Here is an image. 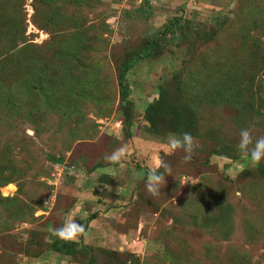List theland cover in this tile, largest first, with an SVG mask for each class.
I'll return each instance as SVG.
<instances>
[{
    "label": "rangeland",
    "instance_id": "rangeland-1",
    "mask_svg": "<svg viewBox=\"0 0 264 264\" xmlns=\"http://www.w3.org/2000/svg\"><path fill=\"white\" fill-rule=\"evenodd\" d=\"M97 1V11L105 9L109 14L103 21L107 31H96L99 41L94 55L99 61L90 68L103 82L99 106H85L66 120V115H55V110L45 118L40 112L32 117L18 114L0 124V149L20 174L0 186V196L17 198L12 206L0 207V264H85V254L62 256L51 251L52 242L59 237L56 229L73 219L83 225L75 241L91 246L98 264H232L235 255L249 264H264V181L258 172L264 171V159L252 165L239 150L234 158L213 154L214 143L202 134L207 124L236 146L242 125L233 124V108L203 105L202 135H192L195 147L188 161L181 149L169 153L166 140L175 133L161 128L152 131L143 117L146 105L156 99L159 85L173 89L177 74L195 76L196 88L220 71L218 65L234 64L248 71L259 59L253 38L263 45L264 31L241 19L240 0ZM251 1L264 8V0ZM33 6L34 0H5L2 11L14 17L15 11L19 13L13 17L18 29L24 28L28 42L41 46L47 63L52 51L43 45L60 33L53 35L39 28L36 22L44 18ZM72 8L77 7L73 4L66 9ZM91 12L85 10L82 21L100 27L103 16ZM172 18L179 19L186 37L171 35L158 43L153 57L140 59L129 69L125 77L129 105L123 111L115 91L118 61L124 51ZM226 19L214 38L194 37L195 29L214 30ZM261 82L264 85V79ZM129 111L131 125L126 137L121 120ZM249 132L253 139L264 135L257 125ZM5 144L11 146L7 152ZM117 151L122 153L118 161L106 159ZM50 153L63 156L61 163L47 161ZM161 163L168 165L170 174L158 168L165 175L164 182L158 195L152 196L145 186L146 169ZM16 183L21 184L20 191H16ZM217 191L233 208L231 233L224 239L205 231L201 216L196 219L193 215L198 210L205 215L202 207ZM97 199L96 227L88 226L91 218H86L92 215L90 208ZM206 246L212 247L216 261L202 257Z\"/></svg>",
    "mask_w": 264,
    "mask_h": 264
},
{
    "label": "trees",
    "instance_id": "trees-1",
    "mask_svg": "<svg viewBox=\"0 0 264 264\" xmlns=\"http://www.w3.org/2000/svg\"><path fill=\"white\" fill-rule=\"evenodd\" d=\"M239 3L241 19L249 21L255 29L260 28L264 31V8H259L260 5L251 0H240ZM4 4L5 0H0V124L5 121L8 123L18 114L32 117L40 112L45 118L55 110V115L60 117L66 115V120L68 115L73 113L78 115L85 106L90 104L99 106L103 82L99 80L98 75L94 77L90 68H95L99 61L94 55L97 50L95 44L99 41L96 31L99 30V33L107 31L103 21L109 16L108 10L97 11L98 7L95 6L98 4L97 0H34L35 13L44 18L36 22L39 28L52 32L53 35L60 33L51 43L43 45L48 46L45 49L51 48L52 51V58L46 63L42 58L41 46L28 42L23 35L24 28L21 31L18 29L17 19L2 11ZM73 4L77 8L68 11L66 8ZM85 10L103 16L100 27H96L97 23L85 24V21H82ZM15 16L14 18L19 16L16 11ZM226 21L227 19L214 30L195 29L194 37L214 38ZM184 25H187V22L186 24L184 22ZM171 35L180 36L182 39L186 37L178 18L165 21L152 35L124 51L115 67L114 76L118 106L123 111L129 105L127 97L130 88L125 78L127 72L138 60L153 57L159 48L158 43L165 42ZM18 41L21 45L17 43ZM252 45L259 59L258 63L247 67L248 71L236 68L234 64L218 65L220 71L199 82L196 88L195 76L188 74H177L174 77L173 89L159 85L156 99L144 108L143 117L148 122V127L152 131L153 128H161L175 134L185 132L193 136L203 134V137L214 143L213 154L236 157L240 152H236L237 147L231 146L229 141L221 138L211 126L205 124L201 134L199 126L206 119L201 108L203 105L229 106L236 112L232 119L233 124L242 125V128L248 130L257 125L264 131V85L261 82L264 79V44L260 45L253 38ZM225 66L228 69L223 70ZM234 72L237 74L234 75ZM204 81L205 84L202 85ZM97 110L102 111L100 108ZM125 114L121 120L122 131L129 137L131 111ZM73 139V136L69 138L67 144ZM2 143L0 139V144ZM5 145L3 149L7 152L11 146ZM2 151L0 149V186L15 181L17 176H20L19 172L10 166L7 154ZM45 159L51 163H61L63 156L50 153ZM147 171L146 169V173ZM258 172L264 181L263 169H258ZM20 190L21 184L16 183V191ZM218 191L202 207V210H206L205 215H201L199 210L193 215L196 219L201 216L203 219L201 225L205 226V231L224 239L231 233L233 208L224 194ZM15 200L17 201L16 196L7 198L0 196V207L12 206ZM92 217L93 215L89 216L86 221ZM93 250L91 246L80 241H70L61 237L51 244V251L62 256L74 253L87 255L85 264H98ZM107 251L105 249V252ZM212 251V247L206 246L202 257L216 261L218 257L216 258ZM234 257L232 264H249L246 260L240 261L239 255ZM127 264H131V261ZM175 264L179 263L176 261Z\"/></svg>",
    "mask_w": 264,
    "mask_h": 264
},
{
    "label": "clouds",
    "instance_id": "clouds-1",
    "mask_svg": "<svg viewBox=\"0 0 264 264\" xmlns=\"http://www.w3.org/2000/svg\"><path fill=\"white\" fill-rule=\"evenodd\" d=\"M167 147L169 153L181 149L184 152L183 159L188 161L191 159V155L193 153L195 144L194 139L190 133H182L179 137L175 134H170L167 137ZM237 149L245 155L249 162L252 165H256L260 163L262 159H264V135L258 136L255 139L250 135V132L247 128H242L239 131V140L236 145ZM122 153L121 152H113L110 156L106 157V159L116 162L120 159ZM162 167L164 169V173L170 174V169L168 165L161 163L158 167L150 168L145 175V186L147 192L152 195H158L161 184L164 182V173L158 171V168ZM67 231V237L64 236ZM83 231V225L77 224L73 219L72 222L66 227H61L56 229L57 235H60L64 238H72L76 234Z\"/></svg>",
    "mask_w": 264,
    "mask_h": 264
},
{
    "label": "crops",
    "instance_id": "crops-1",
    "mask_svg": "<svg viewBox=\"0 0 264 264\" xmlns=\"http://www.w3.org/2000/svg\"><path fill=\"white\" fill-rule=\"evenodd\" d=\"M105 184H103L102 186H104ZM105 186H107V185H105ZM104 186V187H105ZM77 204V206H81V205H78V203H76ZM100 205V202H99V200L97 199L96 201H95V203H94V205L90 208V213H92V215H93V217L91 218V220L89 221V223H88V226H90V225H94L95 227H96V225H95V214H94V212L95 211H97L99 208H98V206ZM76 205H74V207H77ZM82 208V207H81ZM83 209V208H82ZM72 210H75V208H73ZM84 210V209H83ZM83 217L84 218H86V215H87V213H85V212H83ZM93 222H94V224H93ZM68 225V223H64V227H66ZM91 233V232H90ZM95 233L98 235V233L95 231ZM92 234V233H91ZM64 236L65 237H67L66 236V233L64 234ZM59 237H61L60 235H59ZM78 237H79V234H78ZM78 237H76V235L75 236H73L72 238H64V237H61V238H63V239H66V240H70V241H75L76 239L78 240ZM60 260H61V258H60ZM32 263V262H31ZM66 264H69V263H67L66 262Z\"/></svg>",
    "mask_w": 264,
    "mask_h": 264
},
{
    "label": "bare ground",
    "instance_id": "bare-ground-1",
    "mask_svg": "<svg viewBox=\"0 0 264 264\" xmlns=\"http://www.w3.org/2000/svg\"><path fill=\"white\" fill-rule=\"evenodd\" d=\"M11 185H8V187H10Z\"/></svg>",
    "mask_w": 264,
    "mask_h": 264
}]
</instances>
